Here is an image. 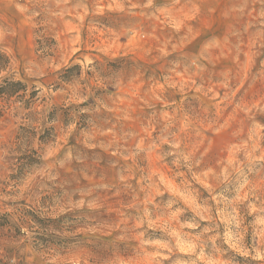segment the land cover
<instances>
[{
    "label": "rangeland",
    "instance_id": "rangeland-1",
    "mask_svg": "<svg viewBox=\"0 0 264 264\" xmlns=\"http://www.w3.org/2000/svg\"><path fill=\"white\" fill-rule=\"evenodd\" d=\"M0 51V264H264V0H0Z\"/></svg>",
    "mask_w": 264,
    "mask_h": 264
},
{
    "label": "trees",
    "instance_id": "trees-1",
    "mask_svg": "<svg viewBox=\"0 0 264 264\" xmlns=\"http://www.w3.org/2000/svg\"><path fill=\"white\" fill-rule=\"evenodd\" d=\"M41 44V43H40ZM9 58L3 52L0 51V73L6 71L9 66ZM36 97V91L28 92V86L20 81H13L6 79L0 85V99L11 103L13 98H16L18 102H21L26 108H29ZM1 117V112H0ZM54 134L53 129H46L42 135H40L36 128L32 125H26L20 128V132L16 138L15 152L19 155L17 161L18 174L14 176L15 179H20L29 170L37 167L41 164L42 155L40 149H36L34 142H39V145L45 146L52 141ZM22 215H29L32 217V221L39 226L41 232L49 230L51 225H54V221L48 219L46 222L41 221L35 217L34 214L25 211ZM31 221V222H32ZM10 221L7 215H0V228L9 227ZM45 233H38V240L44 238Z\"/></svg>",
    "mask_w": 264,
    "mask_h": 264
}]
</instances>
